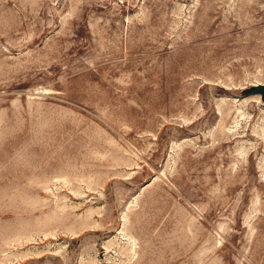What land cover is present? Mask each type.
<instances>
[{"label":"rangeland","instance_id":"rangeland-1","mask_svg":"<svg viewBox=\"0 0 264 264\" xmlns=\"http://www.w3.org/2000/svg\"><path fill=\"white\" fill-rule=\"evenodd\" d=\"M0 264H264V0H0Z\"/></svg>","mask_w":264,"mask_h":264}]
</instances>
